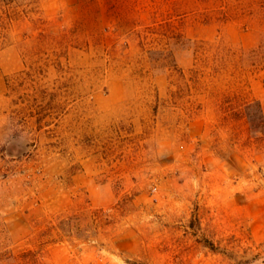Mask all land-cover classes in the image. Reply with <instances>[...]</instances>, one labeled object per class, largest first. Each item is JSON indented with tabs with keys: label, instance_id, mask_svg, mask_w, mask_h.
<instances>
[{
	"label": "rangeland",
	"instance_id": "rangeland-1",
	"mask_svg": "<svg viewBox=\"0 0 264 264\" xmlns=\"http://www.w3.org/2000/svg\"><path fill=\"white\" fill-rule=\"evenodd\" d=\"M262 92L264 0H0V264H264Z\"/></svg>",
	"mask_w": 264,
	"mask_h": 264
},
{
	"label": "trees",
	"instance_id": "trees-1",
	"mask_svg": "<svg viewBox=\"0 0 264 264\" xmlns=\"http://www.w3.org/2000/svg\"><path fill=\"white\" fill-rule=\"evenodd\" d=\"M254 105H258L259 108L260 107L262 108V102L261 101L253 100V104L247 105L246 110L247 111L250 110ZM260 134H261L262 138L264 139V121H263V130L260 132ZM68 222H70V221L62 220L60 222V224H59L60 226L58 227L59 230H58L57 237L58 236L60 237L61 235L66 236V237H69L73 233L74 227L71 230H68L67 232H65V230H63V227H69L70 223H68ZM55 231H56L55 229H52V232H55ZM260 247H264V244L260 245ZM254 257H256V256H254Z\"/></svg>",
	"mask_w": 264,
	"mask_h": 264
},
{
	"label": "crops",
	"instance_id": "crops-1",
	"mask_svg": "<svg viewBox=\"0 0 264 264\" xmlns=\"http://www.w3.org/2000/svg\"><path fill=\"white\" fill-rule=\"evenodd\" d=\"M258 98L263 99L264 98V92H262V94L260 96H258Z\"/></svg>",
	"mask_w": 264,
	"mask_h": 264
}]
</instances>
